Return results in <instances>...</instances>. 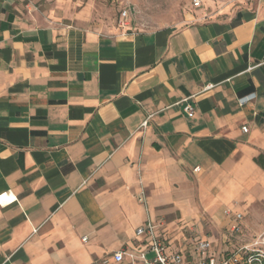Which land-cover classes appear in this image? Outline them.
I'll use <instances>...</instances> for the list:
<instances>
[{"label": "crops", "instance_id": "1", "mask_svg": "<svg viewBox=\"0 0 264 264\" xmlns=\"http://www.w3.org/2000/svg\"><path fill=\"white\" fill-rule=\"evenodd\" d=\"M95 15L0 0V264L143 250L150 220L191 260L264 232V0L151 30Z\"/></svg>", "mask_w": 264, "mask_h": 264}, {"label": "built area", "instance_id": "2", "mask_svg": "<svg viewBox=\"0 0 264 264\" xmlns=\"http://www.w3.org/2000/svg\"><path fill=\"white\" fill-rule=\"evenodd\" d=\"M195 7L202 6V0H192ZM127 17V11L122 13V20ZM256 93H250L240 97L241 105L255 99ZM185 110L189 115L194 114V107L188 103ZM147 121L143 123V126ZM243 130L248 131V126H243ZM199 167L195 168L198 170ZM232 224L231 231H240L239 219ZM164 227V221H148L140 226L136 231V237L147 238L146 249L143 250H120L112 256L104 257L95 264H123L125 259L130 264H264V232L257 235L252 240L245 242L233 251L215 253L212 250V243L207 239H198L195 246L196 259H189L182 252L170 249L160 234V229Z\"/></svg>", "mask_w": 264, "mask_h": 264}, {"label": "rangeland", "instance_id": "3", "mask_svg": "<svg viewBox=\"0 0 264 264\" xmlns=\"http://www.w3.org/2000/svg\"><path fill=\"white\" fill-rule=\"evenodd\" d=\"M74 1L78 5L94 4L96 18L114 20L123 27L137 30H151L166 25H179L189 15L200 9L214 10L220 5H230L234 0H202L201 7H195L192 0H25L37 12H49L58 3ZM127 17L122 20V13Z\"/></svg>", "mask_w": 264, "mask_h": 264}]
</instances>
